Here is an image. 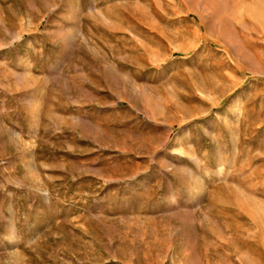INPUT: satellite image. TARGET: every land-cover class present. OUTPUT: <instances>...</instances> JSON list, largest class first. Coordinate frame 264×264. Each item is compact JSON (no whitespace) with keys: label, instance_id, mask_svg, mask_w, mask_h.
I'll list each match as a JSON object with an SVG mask.
<instances>
[{"label":"rangeland","instance_id":"obj_1","mask_svg":"<svg viewBox=\"0 0 264 264\" xmlns=\"http://www.w3.org/2000/svg\"><path fill=\"white\" fill-rule=\"evenodd\" d=\"M0 264H264V0H0Z\"/></svg>","mask_w":264,"mask_h":264}]
</instances>
